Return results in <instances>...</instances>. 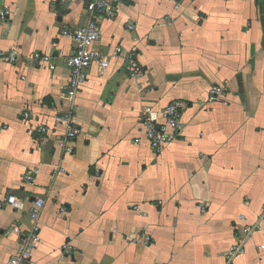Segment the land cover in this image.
<instances>
[{
  "label": "crops",
  "instance_id": "obj_1",
  "mask_svg": "<svg viewBox=\"0 0 264 264\" xmlns=\"http://www.w3.org/2000/svg\"><path fill=\"white\" fill-rule=\"evenodd\" d=\"M89 1L0 0L11 10L0 50L19 57L0 58V264L40 197L41 241L25 264H264V220L246 236L264 210V0H122L115 18L96 17L108 69L94 62L72 94L64 30L87 23ZM116 46L138 50L143 77ZM35 52L56 68L30 62ZM214 84L228 87L226 102H208ZM174 100L182 133L161 153L137 143L143 111ZM60 114L80 129L71 154Z\"/></svg>",
  "mask_w": 264,
  "mask_h": 264
},
{
  "label": "built area",
  "instance_id": "obj_2",
  "mask_svg": "<svg viewBox=\"0 0 264 264\" xmlns=\"http://www.w3.org/2000/svg\"><path fill=\"white\" fill-rule=\"evenodd\" d=\"M71 2L74 0H65ZM122 0H91L87 3L88 20L83 26L64 30V34L70 36L75 43L74 52L65 59L66 65L70 71V88L72 94H77L83 84L88 79L90 66L97 62L101 71L108 69L110 65V57L99 47L98 42L101 38V29L96 17L98 15L115 18L118 8ZM11 15V10L8 7L0 6V23L6 20ZM133 29V25H129ZM115 55L123 56L125 60V68L131 77L141 78L144 76L145 69L140 63L139 52L133 48L125 50L122 46L114 48ZM0 58L10 63L18 61V52L14 49L0 50ZM30 62L33 64H46L50 69H55L56 65L53 62V57L50 54L35 52L30 56ZM228 92V87L225 84H214L211 86L208 93V102H226L225 97ZM184 102L174 100L163 108L148 107L143 111L144 136L136 138V142H148L156 153H161L167 144L174 141L185 128L183 120ZM29 117V113H25ZM55 121L65 128V136L62 139L63 150L65 154L73 152L71 142L80 133V129L75 125L71 114H60L55 116ZM41 132H46L45 126L40 127ZM45 139V138H44ZM65 172V169L60 166L54 170V175ZM39 173L38 169H31L25 175L27 181L34 179ZM8 202L11 206L23 209L24 203L16 198L9 196ZM46 200L43 197L35 199L30 211L32 226L26 231L23 236L22 243L17 254L11 256L7 264H25L30 262L34 250L41 241V228L39 225L41 214L45 207ZM2 204H0L1 206ZM264 220V210L260 215L259 222L249 226L246 229V236L251 235L256 230L261 228L260 221ZM142 240L150 241L149 235L141 236ZM67 246L65 245V248ZM264 247V246H263ZM244 242L233 246L229 252V257L243 253ZM70 251V250H69Z\"/></svg>",
  "mask_w": 264,
  "mask_h": 264
}]
</instances>
